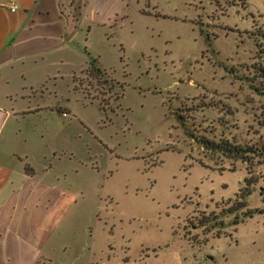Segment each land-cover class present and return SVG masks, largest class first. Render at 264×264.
<instances>
[{
	"label": "rangeland",
	"instance_id": "374dc122",
	"mask_svg": "<svg viewBox=\"0 0 264 264\" xmlns=\"http://www.w3.org/2000/svg\"><path fill=\"white\" fill-rule=\"evenodd\" d=\"M80 2L61 7L76 19ZM127 14L107 38L96 26L75 38L44 98L67 113L46 110L30 132L36 160L70 153L58 165L81 191L51 264H264V157L247 165L188 135L264 143V95L248 78L264 55V0H139ZM245 177L246 205L263 211L231 224L221 208ZM212 214L224 225L196 224Z\"/></svg>",
	"mask_w": 264,
	"mask_h": 264
},
{
	"label": "crops",
	"instance_id": "0c3cea01",
	"mask_svg": "<svg viewBox=\"0 0 264 264\" xmlns=\"http://www.w3.org/2000/svg\"><path fill=\"white\" fill-rule=\"evenodd\" d=\"M67 1L0 0V264H51L55 250L64 251L61 222L81 191L70 189L58 165L70 153L42 152L36 160L30 132L46 110L67 113L44 98L75 38L94 26L106 38L113 35L128 19V5H139L81 0L75 19L61 7ZM77 70L71 69V78Z\"/></svg>",
	"mask_w": 264,
	"mask_h": 264
},
{
	"label": "trees",
	"instance_id": "16d2710c",
	"mask_svg": "<svg viewBox=\"0 0 264 264\" xmlns=\"http://www.w3.org/2000/svg\"><path fill=\"white\" fill-rule=\"evenodd\" d=\"M258 57H261L258 54ZM86 73L94 77L100 76L104 71L95 63V57L90 56L86 65ZM252 74L249 78L250 87L259 94L264 95V55L251 64ZM121 95V93H120ZM173 116L180 123L183 120L182 113L178 112V109L173 111ZM189 136L194 137L195 141L203 148L210 152H217L227 158H235L246 162L247 165L252 164L253 158L257 156L264 157V143L249 142L240 143L234 139H230L226 136H218L217 138L209 137L204 134L188 133ZM246 185L239 189V192L235 195L232 201L224 208H221L225 213H232V218L229 223L235 224L241 221L244 217H250L255 212H262L263 208L248 207L246 205V195L250 192V187L247 186L253 179L245 177ZM255 180V179H254ZM217 215L212 214V217L202 215L197 219V225H203L209 229L211 227L218 228L223 226L224 223L220 219H216Z\"/></svg>",
	"mask_w": 264,
	"mask_h": 264
},
{
	"label": "built area",
	"instance_id": "2783aa9c",
	"mask_svg": "<svg viewBox=\"0 0 264 264\" xmlns=\"http://www.w3.org/2000/svg\"><path fill=\"white\" fill-rule=\"evenodd\" d=\"M11 9H13V6L11 7Z\"/></svg>",
	"mask_w": 264,
	"mask_h": 264
}]
</instances>
